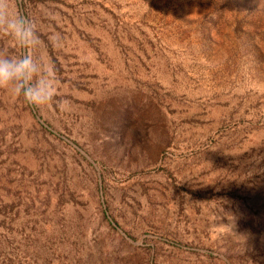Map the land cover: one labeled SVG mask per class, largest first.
I'll use <instances>...</instances> for the list:
<instances>
[{
  "label": "rangeland",
  "instance_id": "374dc122",
  "mask_svg": "<svg viewBox=\"0 0 264 264\" xmlns=\"http://www.w3.org/2000/svg\"><path fill=\"white\" fill-rule=\"evenodd\" d=\"M10 11L66 103L0 91V264H264V0Z\"/></svg>",
  "mask_w": 264,
  "mask_h": 264
},
{
  "label": "clouds",
  "instance_id": "9594fccd",
  "mask_svg": "<svg viewBox=\"0 0 264 264\" xmlns=\"http://www.w3.org/2000/svg\"><path fill=\"white\" fill-rule=\"evenodd\" d=\"M10 8L11 0H0V38L10 40L9 44L0 47V91L36 108H52L66 103L58 99L62 81L56 60L41 48L36 22L11 12ZM58 41V36L56 39L51 35L48 37V44L53 48ZM16 47L32 51H26L22 56L13 55L9 49Z\"/></svg>",
  "mask_w": 264,
  "mask_h": 264
}]
</instances>
